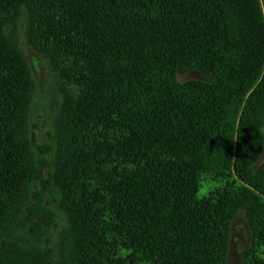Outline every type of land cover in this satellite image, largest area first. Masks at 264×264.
Returning a JSON list of instances; mask_svg holds the SVG:
<instances>
[{
    "label": "trees",
    "instance_id": "1",
    "mask_svg": "<svg viewBox=\"0 0 264 264\" xmlns=\"http://www.w3.org/2000/svg\"><path fill=\"white\" fill-rule=\"evenodd\" d=\"M23 9L62 98L52 147L6 32ZM263 149L264 0H0V264H227L239 213L241 264H264Z\"/></svg>",
    "mask_w": 264,
    "mask_h": 264
},
{
    "label": "rangeland",
    "instance_id": "2",
    "mask_svg": "<svg viewBox=\"0 0 264 264\" xmlns=\"http://www.w3.org/2000/svg\"><path fill=\"white\" fill-rule=\"evenodd\" d=\"M16 42L27 64L31 87L32 102L29 110V128L41 146H53L55 123L62 98L59 94L58 80L53 73V65L42 54L34 50L29 41V16L23 9L21 16L6 30ZM201 72L190 70L177 75L180 82L188 79H203ZM264 160V149L260 161ZM56 195L48 196L45 206L55 218L50 223L47 233L40 239L41 247L52 248L55 252L66 231V219L63 210L56 201ZM249 243V229L243 214L239 213L232 222L227 264H241L244 252Z\"/></svg>",
    "mask_w": 264,
    "mask_h": 264
},
{
    "label": "clouds",
    "instance_id": "3",
    "mask_svg": "<svg viewBox=\"0 0 264 264\" xmlns=\"http://www.w3.org/2000/svg\"><path fill=\"white\" fill-rule=\"evenodd\" d=\"M198 193L200 195H208L214 188L218 186L217 182L208 173H200L198 176Z\"/></svg>",
    "mask_w": 264,
    "mask_h": 264
}]
</instances>
